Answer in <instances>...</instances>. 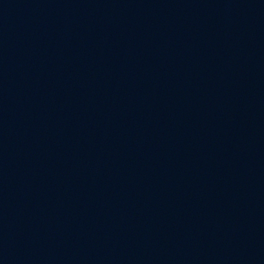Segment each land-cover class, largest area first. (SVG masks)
Returning <instances> with one entry per match:
<instances>
[{
  "label": "water",
  "instance_id": "1",
  "mask_svg": "<svg viewBox=\"0 0 264 264\" xmlns=\"http://www.w3.org/2000/svg\"><path fill=\"white\" fill-rule=\"evenodd\" d=\"M238 5L264 113V0H238Z\"/></svg>",
  "mask_w": 264,
  "mask_h": 264
}]
</instances>
